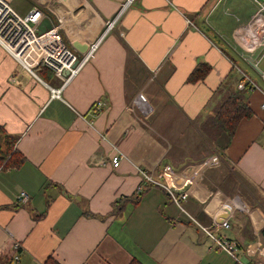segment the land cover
<instances>
[{"label":"crops","instance_id":"1","mask_svg":"<svg viewBox=\"0 0 264 264\" xmlns=\"http://www.w3.org/2000/svg\"><path fill=\"white\" fill-rule=\"evenodd\" d=\"M55 1L46 14L64 41L89 45L126 0ZM259 4L134 0L65 86L43 69L35 77L0 45V126L24 157L0 169V264L15 242L20 264H236L202 228L235 241L244 263L264 264V40L245 30ZM203 64L209 74L190 82ZM242 74L258 88L244 91L253 116L233 137L204 134ZM142 172L188 197L178 206ZM226 200L235 201L228 229L216 225Z\"/></svg>","mask_w":264,"mask_h":264},{"label":"built area","instance_id":"2","mask_svg":"<svg viewBox=\"0 0 264 264\" xmlns=\"http://www.w3.org/2000/svg\"><path fill=\"white\" fill-rule=\"evenodd\" d=\"M134 0H126L124 4L120 7V10L115 18L109 20L102 34L92 43L88 45L86 53H79L71 46H68L60 35V27H54L52 30L40 35L38 34V28L43 20L46 18L45 12L37 7H33L25 16H21L12 6L9 5V1L0 0V45L2 48L14 59L24 67L29 73L34 75V70L40 65L48 68L53 72L54 76L59 78L63 82V86L74 79L81 71V69L91 61L92 57L95 55L98 47L105 37V35L113 31L116 27V21L127 9ZM245 30L250 31V40H257L261 36V40H264V5L259 4L256 14L252 17L251 21L245 27ZM50 39H55L52 45L49 44ZM248 40H245V44ZM43 44V47H41ZM260 42H255L251 45L250 49H256L260 46ZM37 47L38 58L35 64H30L27 62L29 57V50ZM257 86L253 80H251L245 74H242L241 79L238 82L237 90L240 92L257 90ZM62 93L61 89H53L52 97L60 98ZM102 103L98 102L93 106L95 112L101 110ZM264 109V104L262 105ZM122 161V156L116 154L112 157L113 167H119ZM142 175L147 182L161 186L165 189L171 198L173 203L181 206L182 201H184L188 194L186 192L178 194L171 189L170 186L166 184H160L153 179L152 176L145 172ZM141 191V190H140ZM139 191V192H140ZM30 199L27 192L21 191L17 197V200L21 204H26ZM235 201L226 200L221 208L224 218H220L216 225L220 228L228 229L230 227L229 221L231 220V215L233 213L232 204ZM205 233L214 242L217 248L228 254L236 264H250L244 263L239 258V247L238 244L222 236H217L211 232V228H202ZM22 246L20 243L15 242L12 245V254L9 263L10 264H20L21 262ZM258 264V263H251Z\"/></svg>","mask_w":264,"mask_h":264},{"label":"trees","instance_id":"3","mask_svg":"<svg viewBox=\"0 0 264 264\" xmlns=\"http://www.w3.org/2000/svg\"><path fill=\"white\" fill-rule=\"evenodd\" d=\"M41 69H43L42 71H46V73L49 75H54L52 71L42 65L37 67L36 71L39 72ZM209 72L210 66L203 64L200 66V68L193 72L189 78V81L198 82L204 80ZM41 74L46 76L43 73ZM252 116L253 112L247 103L245 92H240L237 90L231 92L222 100L219 107H217L215 110L214 115L210 117L206 121L204 127H202V132L212 138L222 133H225L228 137H233L236 134L240 123L245 119L251 118ZM17 141V138L7 135L4 129L0 126V169H18L22 165L24 157L16 149ZM2 144L4 147H2ZM144 193L145 191L139 193L137 197L132 199L133 203L138 204L141 201ZM115 211L119 212V208H117ZM86 215L94 216L87 212ZM261 237L264 240V229L261 231ZM48 264L58 263L53 259H50ZM132 264L140 263L135 261Z\"/></svg>","mask_w":264,"mask_h":264},{"label":"rangeland","instance_id":"4","mask_svg":"<svg viewBox=\"0 0 264 264\" xmlns=\"http://www.w3.org/2000/svg\"><path fill=\"white\" fill-rule=\"evenodd\" d=\"M42 6H37V7H41L43 8V10L45 11L46 13V0H40ZM62 3L59 2V0H56L55 3H51L53 4V6H77V2L75 0L76 3L73 2V0H60ZM63 4V5H62ZM36 6L35 2L33 0H15L13 3H12V7L20 14V15H24L26 13V11L31 7V6ZM58 8V7H57ZM79 20V19H77ZM61 21V20H60ZM65 22L67 23V25H65ZM79 22V21H77ZM61 23V26H65V28H69L71 26V23H69L67 21L66 18L62 19V21L60 22ZM76 23V21H75ZM56 24V23H55ZM56 27H60V25L58 24L57 22V25H55ZM69 26V27H68ZM60 35L61 37L63 38V33L60 32ZM64 40V39H63ZM66 43V41H65ZM67 44V43H66ZM73 44V43H72ZM72 44H67L68 46H71L73 49H75L76 51H78L76 48L73 47ZM79 52V51H78ZM204 127V126H203Z\"/></svg>","mask_w":264,"mask_h":264},{"label":"water","instance_id":"5","mask_svg":"<svg viewBox=\"0 0 264 264\" xmlns=\"http://www.w3.org/2000/svg\"><path fill=\"white\" fill-rule=\"evenodd\" d=\"M38 2H41L40 0H36ZM53 28V24L49 18H45L43 22L40 24L38 28V34L42 35L46 33L48 30H51ZM73 47L76 48L81 53L86 52L88 45L86 44H80L79 42H73Z\"/></svg>","mask_w":264,"mask_h":264},{"label":"bare ground","instance_id":"6","mask_svg":"<svg viewBox=\"0 0 264 264\" xmlns=\"http://www.w3.org/2000/svg\"><path fill=\"white\" fill-rule=\"evenodd\" d=\"M7 1H9V5L10 6H12V3H11V0H7ZM36 4H38V5H40V6H42V4L40 3V2H38V1H36V0H33ZM37 7V6H36ZM37 8H40V9H42L43 10V8H41V7H37ZM44 11V10H43ZM45 12V11H44ZM46 14V13H45ZM46 18H49L48 16H47V14H46ZM50 19V18H49ZM51 20V19H50ZM52 22V21H51ZM53 24V23H52ZM54 27H56L55 26V24H53V28ZM52 28V29H53ZM51 29V30H52ZM48 31H50V30H48ZM85 37V36H84ZM41 47H43V44H41ZM37 50V47L36 48H34V50L31 48L30 50H29V57L28 58H25V59H28L27 60V62H29L31 65L32 64H35V62H36V60H37V58H38V52L36 51ZM33 75V74H32ZM34 76L35 77H37L36 76V74H35V72H34Z\"/></svg>","mask_w":264,"mask_h":264}]
</instances>
